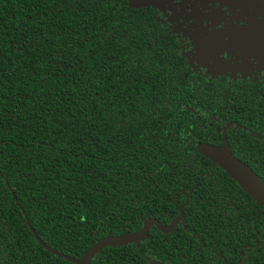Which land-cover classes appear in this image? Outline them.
Instances as JSON below:
<instances>
[{
    "label": "trees",
    "instance_id": "1",
    "mask_svg": "<svg viewBox=\"0 0 264 264\" xmlns=\"http://www.w3.org/2000/svg\"><path fill=\"white\" fill-rule=\"evenodd\" d=\"M130 1L0 0V237L9 264H72L46 252L26 222L78 260L149 218L166 226L190 191L184 227H153L92 264H236L240 247L241 264H264V204L199 152L202 129L185 109L192 86L178 81L153 9ZM246 166L264 183V164Z\"/></svg>",
    "mask_w": 264,
    "mask_h": 264
},
{
    "label": "flooded vegetation",
    "instance_id": "2",
    "mask_svg": "<svg viewBox=\"0 0 264 264\" xmlns=\"http://www.w3.org/2000/svg\"><path fill=\"white\" fill-rule=\"evenodd\" d=\"M149 7L172 45L178 81L192 86L193 106L185 109L202 129L195 134L196 145L219 147L225 141L243 164H264V152L260 153L261 148L264 151V0H167ZM203 16L207 18L201 20ZM225 30L228 32H222ZM213 32L221 41L228 34L232 40L210 54L209 35ZM191 195L188 192L169 224L156 221L165 228L170 226L184 206L183 214ZM179 224L184 227V214L169 233ZM26 225L36 240L30 223ZM9 249L0 237V264H9ZM241 250L238 248L241 261L236 264L243 261Z\"/></svg>",
    "mask_w": 264,
    "mask_h": 264
},
{
    "label": "water",
    "instance_id": "3",
    "mask_svg": "<svg viewBox=\"0 0 264 264\" xmlns=\"http://www.w3.org/2000/svg\"><path fill=\"white\" fill-rule=\"evenodd\" d=\"M132 1L133 0L129 2V7L138 8L146 6H161L162 2L167 0H137L133 2V4L131 3ZM198 150L201 154L217 163L234 180H236V182L247 194L256 199L258 203L264 204V183L252 172L249 167L231 154L225 141H223V144L219 147L201 144L198 146ZM183 208L184 206L180 209L179 216L167 228L156 220H145L142 227L137 232L126 233L119 236H106L98 239L78 260L54 251L45 245L37 236L36 240L46 251L57 258L63 259L72 264H92L94 256L100 253L104 248L121 247L128 244H139L147 240L149 237V230L152 226H155L162 233L171 232L174 225L178 221L183 220ZM150 264H157V262L150 261Z\"/></svg>",
    "mask_w": 264,
    "mask_h": 264
},
{
    "label": "snow or ice",
    "instance_id": "4",
    "mask_svg": "<svg viewBox=\"0 0 264 264\" xmlns=\"http://www.w3.org/2000/svg\"><path fill=\"white\" fill-rule=\"evenodd\" d=\"M222 32H228V31L225 30V31H222ZM231 40H232V35H230V34H228V35H224V36L222 37V41H221V37L217 36V35H216V32L211 33V34L209 35V41H210V43H209V45H208L210 54H211L212 52H214L215 49H216L217 47H220V46H222L226 41H231Z\"/></svg>",
    "mask_w": 264,
    "mask_h": 264
},
{
    "label": "rangeland",
    "instance_id": "5",
    "mask_svg": "<svg viewBox=\"0 0 264 264\" xmlns=\"http://www.w3.org/2000/svg\"><path fill=\"white\" fill-rule=\"evenodd\" d=\"M135 1H137V0H133L131 3L133 4V2H135ZM194 11H198V9H193ZM207 17L206 16H203V17H201L200 19L201 20H205Z\"/></svg>",
    "mask_w": 264,
    "mask_h": 264
}]
</instances>
